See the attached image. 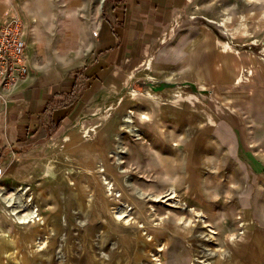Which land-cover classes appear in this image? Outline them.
I'll use <instances>...</instances> for the list:
<instances>
[{
	"label": "rangeland",
	"instance_id": "obj_1",
	"mask_svg": "<svg viewBox=\"0 0 264 264\" xmlns=\"http://www.w3.org/2000/svg\"><path fill=\"white\" fill-rule=\"evenodd\" d=\"M210 1L193 5L194 15L215 10ZM223 1L218 15L246 25L240 36L264 60V0ZM105 2L97 11L98 0H13L8 11L22 20L29 43L49 54L59 46V65H69V40L79 37L78 26L93 22ZM140 96L147 100L126 91L87 123L48 139L18 168L17 190L10 189L4 201L30 236L21 252L1 258L14 264H233L227 242L245 224V215L264 225V179L231 172L232 158L216 156L222 145L214 125L145 131L142 121L150 114L137 104ZM253 112L244 113L247 134L262 147L264 109ZM128 115L140 129L138 138L120 129ZM119 146L127 150L120 153ZM170 189L185 209L147 197ZM14 208L43 222H20Z\"/></svg>",
	"mask_w": 264,
	"mask_h": 264
},
{
	"label": "crops",
	"instance_id": "obj_2",
	"mask_svg": "<svg viewBox=\"0 0 264 264\" xmlns=\"http://www.w3.org/2000/svg\"><path fill=\"white\" fill-rule=\"evenodd\" d=\"M199 1L106 0L93 22L78 24L79 37L67 48L73 54L69 65H59V46L49 54L25 34L30 77L0 102V264H14L1 255L21 252L30 236L15 224L3 198L17 190L18 168L48 139L87 123L126 91L147 95L137 98L150 114L144 130L214 125L222 145L216 156L232 158L231 172L263 181L264 145L256 146L258 139L253 143L247 134L244 113L264 109V60L240 36L246 25L218 15L223 0H215V10L194 15ZM12 3L0 0V22ZM244 223L228 239V256L233 264H264V225L249 214Z\"/></svg>",
	"mask_w": 264,
	"mask_h": 264
},
{
	"label": "built area",
	"instance_id": "obj_3",
	"mask_svg": "<svg viewBox=\"0 0 264 264\" xmlns=\"http://www.w3.org/2000/svg\"><path fill=\"white\" fill-rule=\"evenodd\" d=\"M30 74L24 24L18 15L8 14L0 22V102L5 104L29 79ZM3 174L4 169L0 164V180ZM32 218L43 222L37 214L20 222L31 221Z\"/></svg>",
	"mask_w": 264,
	"mask_h": 264
},
{
	"label": "bare ground",
	"instance_id": "obj_4",
	"mask_svg": "<svg viewBox=\"0 0 264 264\" xmlns=\"http://www.w3.org/2000/svg\"><path fill=\"white\" fill-rule=\"evenodd\" d=\"M103 1L104 0H98V4H97V11H99V9H100V7H101V5H102V3H103ZM130 117V115H128L126 118H123V121H124V123H122V126H121V128L120 129H123V131H128L129 133H131L133 136H135V137H139L140 136V130H139V128L135 125V123H134V120L133 119H131V118H129ZM119 140V139H118ZM121 149L119 150V152L120 153H123V152H125L124 150H127L126 149V147H123V146H119ZM117 154V153H116ZM117 160H119V161H122V155H118V158H117ZM118 161V162H119ZM13 193V192H12ZM12 193H10V194H5L4 196H3V198L4 199H8V197H9V195H12ZM174 192H173V189H170L169 191H167V192H165V193H159V194H152V195H149V196H147V195H143V194H141V195H139V197H142V198H144V197H148V198H150V200H153V201H157V200H160V199H163L164 201H169V203H174V204H176V205H179L180 207H182V208H184L185 209V204H179V203H177L176 201H175V199H174ZM15 209V208H14ZM18 211H22V209H15V213H17ZM14 213V214H15ZM32 213L33 212H25L24 214H18L17 213V215H16V218L18 219V221H24L26 218H29V217H31V215H32ZM188 221H189V219H188ZM201 221V220H200ZM202 222H203V224H205L206 222H205V220H202ZM203 253H205V255H211L212 254V252H208V251H206V250H203Z\"/></svg>",
	"mask_w": 264,
	"mask_h": 264
}]
</instances>
